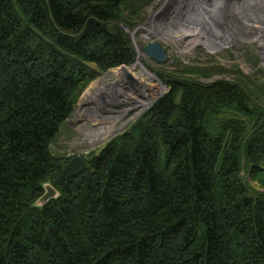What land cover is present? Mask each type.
<instances>
[{
  "label": "trees",
  "instance_id": "obj_1",
  "mask_svg": "<svg viewBox=\"0 0 264 264\" xmlns=\"http://www.w3.org/2000/svg\"><path fill=\"white\" fill-rule=\"evenodd\" d=\"M151 1L0 0V264H264L244 176L264 187V107L242 76L157 72L170 91L34 206L74 158L52 146L83 92L135 63L126 29Z\"/></svg>",
  "mask_w": 264,
  "mask_h": 264
},
{
  "label": "rangeland",
  "instance_id": "obj_2",
  "mask_svg": "<svg viewBox=\"0 0 264 264\" xmlns=\"http://www.w3.org/2000/svg\"><path fill=\"white\" fill-rule=\"evenodd\" d=\"M126 30L137 53L135 63L100 74L86 88L52 146L54 153L87 159L111 139L127 131L170 91L157 72L167 74L189 70L186 76H193L203 83L234 81L242 76L255 92L258 91V100L264 107V0H152L142 9L139 24L134 29ZM155 41L163 43L169 60H175L173 64L170 61L156 62L143 53L142 48ZM131 66L132 81L129 78L127 81L142 95L145 94V98L133 101L122 117H110L109 123L112 125L109 124L111 128L105 130L104 136L96 134L95 141L88 139V122L85 119L77 121L80 107L88 102L91 90L99 87L101 78ZM145 76L152 80L149 86L140 83V77ZM143 80L147 81L146 77ZM108 96L111 100L116 99ZM115 108L124 110L126 106L118 104ZM106 123L107 120H102L99 126ZM244 176L249 181L251 192L254 189L264 192L259 181L250 180L247 173Z\"/></svg>",
  "mask_w": 264,
  "mask_h": 264
},
{
  "label": "bare ground",
  "instance_id": "obj_3",
  "mask_svg": "<svg viewBox=\"0 0 264 264\" xmlns=\"http://www.w3.org/2000/svg\"><path fill=\"white\" fill-rule=\"evenodd\" d=\"M172 39L178 41L176 38ZM132 68L131 66L127 70L116 71L105 75L101 78L102 80L99 83V87L91 90V94L88 95V102L85 106L80 107L77 113V121L85 119L88 122V126H90L86 132V137L88 139L95 141L97 139L96 134L104 136L106 134L105 130L111 128H109V124H111L109 123L110 117L114 115L122 117L128 109L127 107L132 106L133 101L142 97L145 98V94L142 95V92H138L137 89H134V85L127 81L129 76L126 72ZM110 75H112V77H110ZM108 94L113 98L116 97V99L111 100L109 96L107 97ZM118 104L126 106V109L121 110L115 108ZM102 120H107L108 124L106 123L99 126Z\"/></svg>",
  "mask_w": 264,
  "mask_h": 264
},
{
  "label": "water",
  "instance_id": "obj_4",
  "mask_svg": "<svg viewBox=\"0 0 264 264\" xmlns=\"http://www.w3.org/2000/svg\"><path fill=\"white\" fill-rule=\"evenodd\" d=\"M142 51L145 55L149 58L153 59L156 62H167L170 61L171 64L175 62L174 59H170L169 53L166 47L163 45L161 41H155L147 44L142 48ZM155 104V103H154ZM106 146H104L99 152L100 155ZM89 169V164L83 156H77L76 158L72 159L67 166L63 169L61 174L56 178L54 184L52 183H45L43 184V188L45 190L44 195L35 203V207L37 208H44L47 206L51 201L57 200L60 197V192L57 190L55 185H59L67 179H72L84 171ZM246 184V181H244ZM249 197L257 200V196L253 193H249Z\"/></svg>",
  "mask_w": 264,
  "mask_h": 264
}]
</instances>
